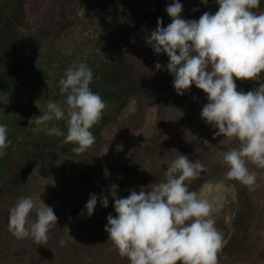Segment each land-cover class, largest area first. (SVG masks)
<instances>
[{"label": "rangeland", "instance_id": "374dc122", "mask_svg": "<svg viewBox=\"0 0 264 264\" xmlns=\"http://www.w3.org/2000/svg\"><path fill=\"white\" fill-rule=\"evenodd\" d=\"M8 1L0 0V12H10ZM180 2L184 19L198 20L219 7L214 0L207 5L201 0ZM169 3L26 0L25 24L15 41L9 40L0 19L1 46L10 45L7 59L0 62V123L8 126L15 161L13 166L0 164V264H129L104 230L107 216L116 215L110 195L107 208L98 199L90 218L78 214L90 193L108 195L113 183L118 197L159 183L180 154L204 165L189 190L213 205V219L223 236L218 264H264V169L248 165L256 172L258 187L225 179L223 154L239 147V141L213 138L216 129L200 117L208 102L203 90L192 85L178 95L167 69H155L157 62L166 65L168 57L155 54L146 38L158 18L162 26L171 23L165 10ZM254 11L264 12V0ZM80 62L93 71L90 88L107 108L91 129L96 142L77 154L63 137L49 136L44 126L37 129L28 122L49 101L67 108L58 82ZM257 80L236 79L237 90L259 87L264 73ZM49 126L67 132L63 120ZM26 196L38 204L43 200L58 217L44 245L17 239L9 231V210ZM62 238L68 241L64 247Z\"/></svg>", "mask_w": 264, "mask_h": 264}, {"label": "clouds", "instance_id": "9594fccd", "mask_svg": "<svg viewBox=\"0 0 264 264\" xmlns=\"http://www.w3.org/2000/svg\"><path fill=\"white\" fill-rule=\"evenodd\" d=\"M207 5L209 0H201ZM218 10L204 12L199 19H184L183 4L171 0L165 10L171 23L156 28L146 38L155 54H166L168 62H157L156 70L167 69L178 95L195 85L203 90L207 103L200 117L211 128L213 138H235L239 147L225 151V179L236 180L250 188L258 187L257 175L249 163L264 169V83L245 92L237 90L236 79L258 81L264 73V12L257 13L261 0H214ZM198 9H193L196 11ZM93 71L85 62L69 67L59 80L65 109L60 102L49 101L41 115L29 119L49 136L63 137L75 145L74 153L86 152L95 142L91 129L107 108L102 97L91 90ZM65 121L67 132L49 126ZM11 145L8 126L0 123V156ZM179 152V151H178ZM204 165L188 155L176 156L159 183L131 190L118 197V185L109 186L108 195L90 193L78 214L91 217L97 206L107 208L109 195L116 213L107 216L104 230L129 264H218L223 236L213 219V205L189 190ZM186 181L188 183H186ZM35 211V219H31ZM53 208L33 197H20L9 210L8 228L17 239L30 238L37 245L49 240L57 225ZM68 241L60 239L61 247Z\"/></svg>", "mask_w": 264, "mask_h": 264}, {"label": "trees", "instance_id": "16d2710c", "mask_svg": "<svg viewBox=\"0 0 264 264\" xmlns=\"http://www.w3.org/2000/svg\"><path fill=\"white\" fill-rule=\"evenodd\" d=\"M25 5H26V0H9L8 1V6L10 12L8 14H4L0 12V19L3 18L5 20V29L7 33V37L9 38L10 41H15L19 37V28L24 27L25 24ZM10 50V45L4 44L1 46L0 43V62L2 60L7 59V55L9 54ZM0 75H3V70L0 69ZM10 75V74H9ZM2 76H0L1 78ZM238 85V83H237ZM256 87L254 86L251 90L255 89ZM11 140V145L9 148L5 150V155L0 156V164L3 163H8V165L13 166L14 161V152L12 151V142Z\"/></svg>", "mask_w": 264, "mask_h": 264}]
</instances>
